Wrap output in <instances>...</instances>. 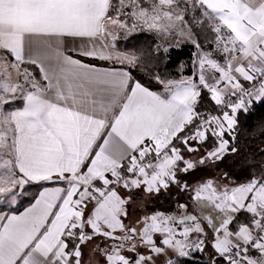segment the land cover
<instances>
[{"label": "snow or ice", "instance_id": "obj_1", "mask_svg": "<svg viewBox=\"0 0 264 264\" xmlns=\"http://www.w3.org/2000/svg\"><path fill=\"white\" fill-rule=\"evenodd\" d=\"M190 11L192 23L207 22L212 50L193 38ZM138 27L190 39L192 74L183 65L179 78L152 73L160 91L134 76L150 71L145 54L115 41ZM76 41L82 57L120 67L68 54ZM202 89L219 111H196ZM254 101L264 102V0H0V264H82L81 246L94 240L104 264H175L171 254L206 246L211 264H264V164L243 182L225 172L190 187L176 175L197 163L181 147L195 152L209 133L215 143L199 164L237 153L238 113ZM33 182L55 186L19 211ZM171 184L190 192L193 212L181 202L129 215L132 190L147 199Z\"/></svg>", "mask_w": 264, "mask_h": 264}, {"label": "trees", "instance_id": "obj_2", "mask_svg": "<svg viewBox=\"0 0 264 264\" xmlns=\"http://www.w3.org/2000/svg\"><path fill=\"white\" fill-rule=\"evenodd\" d=\"M113 3H118V0H112ZM141 3L145 6H148V1L141 0ZM180 6L184 7L185 0H179ZM195 15L199 17V10H196ZM186 20L189 21L190 28L200 43V45L206 47H212V41L214 40V35L211 33L210 28L207 22L204 23V26L201 27L198 24L192 23V13L191 11L186 16ZM155 34V33H154ZM116 48L119 50H125L128 52L136 51L143 52L145 54V60L142 62V65H148L150 71L144 70L143 66H138L133 72L134 76L141 79L146 85L150 86L152 90L160 91L162 86L158 85L155 80H151L149 84V79L151 74L159 71L161 76L167 77H176L179 78L181 75V65H183V74L191 75L192 74V60L193 53L195 52V45L191 41H184L178 46L169 47L167 55H164V49L160 46V56L156 57V47L158 45L157 38L151 33L146 31H138L126 38H118L115 41ZM149 53L152 54L151 60L148 58ZM81 59L89 63L95 64H106V61H101L99 59L86 58L81 55L78 56ZM152 63H156L158 67H151ZM130 67V66H129ZM38 71V70H37ZM243 86H249V83L246 81L242 82ZM209 109L214 111H219V109H214V106L209 102L208 93L202 89L200 98L198 99L196 111L203 112ZM264 102H253L251 109L248 113L240 111L238 113V124L236 127V138L235 144L233 145L238 149L235 154H226L221 160L212 162L209 161L205 164H199V158L203 155H197L199 152H188L186 156L189 159L197 162L195 172L198 173L197 176L208 175V171L212 172L216 169L217 163L222 168L223 172L232 173L239 180H244L248 177V174L253 171L255 168L258 172L259 166L264 164ZM226 138H228L226 136ZM215 143V139L210 135L206 142L199 143L200 152L205 153L206 150L212 148ZM178 147H181L179 144ZM185 150L184 147H181V151ZM212 163H215L214 165ZM181 164V163H180ZM180 164L178 167H180ZM177 179L181 182L182 173L178 171L176 173ZM197 178V177H196ZM50 183L46 184H36L32 183L30 186L26 185L23 190L22 196L19 197L18 210L23 209L28 206L34 199L35 195H38L40 189ZM124 191V192H123ZM124 195H129L128 190H122ZM183 197V201L188 203L190 198V192L181 191L176 184H171L168 189L161 190L158 194H153L150 198H145L144 191L141 190H132L130 199L127 203V210L131 216H139L144 213L145 210H154L159 208L165 212L169 211V207L172 202H176ZM245 213L241 212L238 214L235 222L232 224V229L236 228V225L245 220ZM127 223V221H125ZM97 244H100L103 247V244L99 240H94L84 243L82 247V255L87 256L88 264H96L97 260L100 261V264H104L103 258L98 252H95L94 249ZM142 250V249H141ZM212 252V249L209 246H206L204 252L200 250H195L189 253L186 257L172 256L175 264H211L209 260V253ZM85 264V263H84Z\"/></svg>", "mask_w": 264, "mask_h": 264}, {"label": "rangeland", "instance_id": "obj_3", "mask_svg": "<svg viewBox=\"0 0 264 264\" xmlns=\"http://www.w3.org/2000/svg\"><path fill=\"white\" fill-rule=\"evenodd\" d=\"M145 1H148V3H149V0H145ZM125 11H131V9H125ZM124 17H121V19H123ZM128 23H129V26H131V23H132V21L129 19L128 20ZM138 31H146V32H148V33H151L153 36L155 35V37L157 38V41H158V45L159 46H161L163 49L165 48V47H167V48H169V47H171V46H178V45H180L181 43H183L184 41H191L190 39H188V38H186V37H178L175 33H173L171 36H169V37H164V36H159V35H157V33L155 32V31H149V30H147V29H145V28H143V27H138L137 28V30L135 31V32H138ZM192 31V30H191ZM135 32H129V33H125L123 30H120L119 32H117L116 33V39H118V38H126V37H128V36H130L131 34H133V33H135ZM155 33V34H154ZM192 36H193V38L195 39V36H194V34H193V32H192ZM192 42V41H191ZM202 46V48L205 50V51H209V50H212V47H206V46H203V45H201ZM117 49V48H116ZM117 50H119V49H117ZM119 51H124V52H128V51H125V50H119ZM195 52H196V47H195ZM214 58H217V59H222V57H219V55H217L216 57H214ZM107 63H108V61H106ZM110 63H113V62H115V63H119V62H117V61H109ZM129 67V65H125V67ZM243 78H241V82L243 81L242 80ZM243 84V83H242ZM244 85V84H243ZM244 87H246V86H244ZM208 135H210V133L208 134ZM194 147L197 149V151H195V152H199V154H197V155H200V153H201V155H204L205 153H202V152H200V147H199V144H194ZM182 152V154H183V156L185 155V154H187L188 153V151H187V149L185 148V150H183V151H181ZM195 152H192V154H194ZM219 162V161H218ZM213 165L215 164V163H212ZM216 169L217 170H213L212 172H210V171H208V175L206 176V175H203V174H205V173H201L200 174V176H197V179H198V181H192V182H190V184L192 185L191 187H194L196 184H198V183H200V182H203L204 180H206V179H208V178H217V177H219V176H222L223 174H224V172H223V170H222V168H220V165L217 163V165H216ZM229 175L231 176V177H233L235 180H237V182H243L244 180H246V179H244V180H239V179H237L235 176H233V174L232 173H229ZM181 184H184V183H181ZM123 190V189H122ZM17 191H20L19 189H17ZM143 191V190H142ZM181 202H183V203H186V202H184L183 201V197H180V199L179 200H177L176 202L174 201V202H172L171 203V205H170V207H169V211H167V212H175L176 211V208H177V205L179 204V203H181ZM187 205H188V211L189 212H193V209H194V204H193V201L191 200V198H189V201H188V203H186ZM196 212H199V209H196ZM195 214V213H194ZM142 251H143V249H142ZM193 252V251H192ZM81 260H82V264H88L89 262H88V258H87V256L85 257V255H82L81 256ZM96 264H100V261L99 260H97V263Z\"/></svg>", "mask_w": 264, "mask_h": 264}, {"label": "crops", "instance_id": "obj_4", "mask_svg": "<svg viewBox=\"0 0 264 264\" xmlns=\"http://www.w3.org/2000/svg\"><path fill=\"white\" fill-rule=\"evenodd\" d=\"M79 46H80V42L79 41H76L75 42V44H73V43H71V42H68V43H66L65 44V49H66V51L68 52V54H71V55H73L75 58H77V59H81V58H79L78 56H80L79 54H78V52H76V51H73L72 49L75 47V48H79ZM88 58H90V57H88ZM85 63H89V62H87V61H85L84 59H82ZM97 66H99V67H109V66H115V67H120V65H119V63H115V62H113V63H110L109 61H108V63H106V64H96ZM127 67V66H126ZM243 80V79H242ZM244 81V80H243ZM242 81V82H243ZM241 82V83H242ZM184 158L185 159H189V157L188 156H186V154L184 155ZM200 159V158H199ZM183 167V164L181 163L180 164V168H182ZM195 170H196V167H195V169H192V170H189L188 172H181L182 173V180H183V182H181V183H187V185H189L190 187L192 186L191 184H190V182H192V181H198V179L196 178L197 177V175L202 171H200L199 170V172L198 173H196L195 172ZM33 183H35V182H33ZM53 186H55L54 184H50V185H46V186H44V187H53ZM41 190V189H40ZM135 190V189H134ZM139 190H143V189H139ZM185 192H188V190H184ZM40 192V191H39ZM124 192V191H123ZM39 194V193H38ZM34 201V200H33ZM32 201V202H33ZM27 207V206H26ZM7 209L6 208H0V211H6ZM19 211H23V209H21V210H19ZM202 223H203V227L205 228V231L206 232H208L209 234L211 233V230L208 228V226H207V222L206 221H202ZM192 236L193 237H195V233H193L192 234ZM192 251H190V253H191ZM171 254V253H170ZM253 255H255V253H252ZM172 256H174L175 254H171ZM162 259L163 258H158V260H157V264H162ZM221 264H222V262H221Z\"/></svg>", "mask_w": 264, "mask_h": 264}, {"label": "built area", "instance_id": "obj_5", "mask_svg": "<svg viewBox=\"0 0 264 264\" xmlns=\"http://www.w3.org/2000/svg\"><path fill=\"white\" fill-rule=\"evenodd\" d=\"M248 87H250V85L249 86H246L245 88H248Z\"/></svg>", "mask_w": 264, "mask_h": 264}]
</instances>
